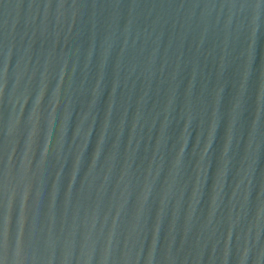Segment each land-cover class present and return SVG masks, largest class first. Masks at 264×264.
Wrapping results in <instances>:
<instances>
[{"label": "water", "instance_id": "95a60500", "mask_svg": "<svg viewBox=\"0 0 264 264\" xmlns=\"http://www.w3.org/2000/svg\"><path fill=\"white\" fill-rule=\"evenodd\" d=\"M0 264H264V0H0Z\"/></svg>", "mask_w": 264, "mask_h": 264}]
</instances>
